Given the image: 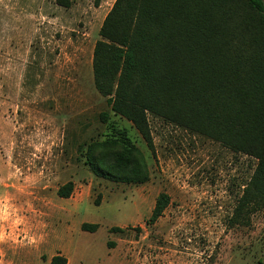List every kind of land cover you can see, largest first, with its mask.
Here are the masks:
<instances>
[{"label":"rangeland","instance_id":"1","mask_svg":"<svg viewBox=\"0 0 264 264\" xmlns=\"http://www.w3.org/2000/svg\"><path fill=\"white\" fill-rule=\"evenodd\" d=\"M68 1L0 0V264L57 254L67 264H264V209L248 227L227 226L254 161L148 116L150 151L93 86L92 49L115 0ZM216 14L230 52L249 59L264 47V15L246 0H220ZM117 133L143 157L146 183L91 171L88 149ZM67 182L73 192L59 198ZM160 193L168 206L147 225Z\"/></svg>","mask_w":264,"mask_h":264},{"label":"trees","instance_id":"2","mask_svg":"<svg viewBox=\"0 0 264 264\" xmlns=\"http://www.w3.org/2000/svg\"><path fill=\"white\" fill-rule=\"evenodd\" d=\"M54 1L65 8L70 3ZM219 1L115 0L92 49V80L109 110L130 122L150 151L148 116L253 160L252 174L227 220L229 228L248 227L264 209V47L249 59L229 51L228 33L216 14ZM246 2L264 15L259 1ZM116 135L88 149L91 171L114 183H146L149 175L140 152L121 133ZM73 188L67 182L57 196L67 199ZM168 203L169 197L160 193L146 224H154ZM80 228L94 232L98 225ZM49 264L67 261L57 254Z\"/></svg>","mask_w":264,"mask_h":264}]
</instances>
